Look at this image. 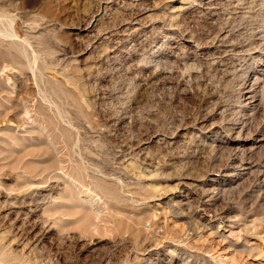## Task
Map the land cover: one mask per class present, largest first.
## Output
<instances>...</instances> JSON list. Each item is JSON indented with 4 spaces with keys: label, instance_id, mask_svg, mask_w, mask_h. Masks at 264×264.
Returning a JSON list of instances; mask_svg holds the SVG:
<instances>
[{
    "label": "rangeland",
    "instance_id": "obj_1",
    "mask_svg": "<svg viewBox=\"0 0 264 264\" xmlns=\"http://www.w3.org/2000/svg\"><path fill=\"white\" fill-rule=\"evenodd\" d=\"M0 264H264V0H0Z\"/></svg>",
    "mask_w": 264,
    "mask_h": 264
},
{
    "label": "bare ground",
    "instance_id": "obj_2",
    "mask_svg": "<svg viewBox=\"0 0 264 264\" xmlns=\"http://www.w3.org/2000/svg\"><path fill=\"white\" fill-rule=\"evenodd\" d=\"M4 17V16H3ZM9 28H11V27H9ZM6 31H9V30H6ZM6 31H4V32H6ZM2 33V32H1ZM1 35H5V36H7L6 34H1ZM9 36H10V34H9ZM255 82H256V80L253 78V79H249L247 82H246V91L248 92V94H251L252 95V93L254 92V90H255ZM249 97H252V96H249ZM248 97V98H249ZM85 201V200H84ZM82 202V201H81ZM83 204V203H82ZM93 204V203H92ZM91 206V205H90ZM93 206V205H92ZM91 206V207H92ZM94 207V206H93ZM94 211V210H93Z\"/></svg>",
    "mask_w": 264,
    "mask_h": 264
}]
</instances>
